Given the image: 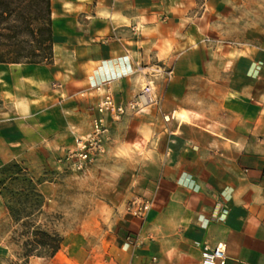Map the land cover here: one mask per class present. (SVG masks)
<instances>
[{"label": "crops", "instance_id": "obj_1", "mask_svg": "<svg viewBox=\"0 0 264 264\" xmlns=\"http://www.w3.org/2000/svg\"><path fill=\"white\" fill-rule=\"evenodd\" d=\"M51 4L53 61L0 64V170L62 172L104 91L125 105L152 82L158 104L111 124L106 155L80 178L96 184L90 216L31 264H202L220 243L226 264H264V0ZM111 163L136 182H105ZM45 177L46 206L68 211L64 174ZM133 197L152 202L143 221L127 212Z\"/></svg>", "mask_w": 264, "mask_h": 264}, {"label": "rangeland", "instance_id": "obj_2", "mask_svg": "<svg viewBox=\"0 0 264 264\" xmlns=\"http://www.w3.org/2000/svg\"><path fill=\"white\" fill-rule=\"evenodd\" d=\"M234 29L239 30L235 31L236 34L241 31V27ZM163 80L168 82L170 78L165 77ZM156 82H154L155 86H157ZM123 164L111 163L109 169L105 165L100 168L99 170L107 174L104 181L116 182L119 187L127 186L130 182L135 183L136 177L132 175L121 176V174H127ZM129 165L136 167L135 161H131ZM92 168L86 173L75 172L67 166L63 167L62 172L46 170L39 180H33L34 184L32 185H30V177H33L30 175V171L26 170L21 164L13 161L1 168L0 194L9 213V220L0 224V241L5 239L8 251V259L2 264H31L36 257L45 259L50 257L49 249L39 247L35 249V255L32 257L26 258L25 256L24 244L33 240L34 237L31 233L36 227L46 233L59 235L63 241L67 233L77 231V224L90 216V209L95 205L96 184L87 179L81 180L88 177V175H85L92 172L94 170ZM130 170L134 172L132 168ZM17 173L18 175L15 176L17 180L11 182L10 177ZM58 173H63L67 179L66 200L68 211L63 213L57 212L53 203H47L46 206V201L39 189V185L46 180L45 176ZM77 177L79 179H76ZM134 199L135 197H133Z\"/></svg>", "mask_w": 264, "mask_h": 264}, {"label": "trees", "instance_id": "obj_3", "mask_svg": "<svg viewBox=\"0 0 264 264\" xmlns=\"http://www.w3.org/2000/svg\"><path fill=\"white\" fill-rule=\"evenodd\" d=\"M53 46L51 0H0V64L50 63ZM17 175L11 176L10 181H16ZM31 234L33 240L24 244L26 258L35 255L37 247L49 249L50 257L61 250L63 239L59 235L39 227Z\"/></svg>", "mask_w": 264, "mask_h": 264}, {"label": "built area", "instance_id": "obj_4", "mask_svg": "<svg viewBox=\"0 0 264 264\" xmlns=\"http://www.w3.org/2000/svg\"><path fill=\"white\" fill-rule=\"evenodd\" d=\"M159 70L162 71L160 68ZM162 72L166 78H170L171 72ZM101 89V86L97 88V90ZM157 104L152 82H147L141 92L125 105L119 104L110 90L104 91L96 104V118L93 120L90 131L77 138L75 148L68 150L60 163L75 172H88L94 163L108 151L111 124L120 122L128 114L140 113L143 109ZM151 208L150 200L138 198L128 204L127 212L143 221ZM127 243L137 246L139 241L130 237ZM201 261L202 264H226L228 261L226 245L220 243L216 247L205 246L201 253Z\"/></svg>", "mask_w": 264, "mask_h": 264}]
</instances>
